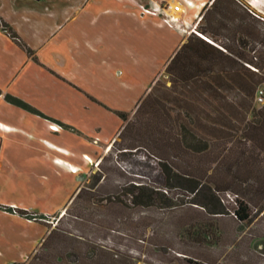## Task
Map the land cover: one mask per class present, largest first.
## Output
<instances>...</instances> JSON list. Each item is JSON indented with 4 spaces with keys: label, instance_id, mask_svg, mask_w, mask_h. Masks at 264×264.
Returning a JSON list of instances; mask_svg holds the SVG:
<instances>
[{
    "label": "crops",
    "instance_id": "obj_1",
    "mask_svg": "<svg viewBox=\"0 0 264 264\" xmlns=\"http://www.w3.org/2000/svg\"><path fill=\"white\" fill-rule=\"evenodd\" d=\"M155 3L169 7L159 16L140 13L139 6ZM252 8L242 0H0L1 18L34 53L0 27V206L62 211L51 204L50 176L58 187L76 181L98 158V147L108 148L126 125L117 112L131 120L153 86L157 99L141 118L170 121L167 102L179 107L180 121L210 124L231 120L228 107L249 105L247 119L262 133L254 137L264 150V101H258L264 30ZM168 14L178 17V27L162 21ZM161 79L167 81L157 86ZM159 88L168 93L164 100ZM6 94L45 117L8 102ZM50 122L63 128L51 130ZM27 168L30 202L13 194L14 173L24 176ZM28 221L0 209V264H17L32 252Z\"/></svg>",
    "mask_w": 264,
    "mask_h": 264
},
{
    "label": "rangeland",
    "instance_id": "obj_2",
    "mask_svg": "<svg viewBox=\"0 0 264 264\" xmlns=\"http://www.w3.org/2000/svg\"><path fill=\"white\" fill-rule=\"evenodd\" d=\"M242 1L253 2L259 30H264V0ZM259 43V52L264 51ZM165 81L161 79L157 86ZM260 86L264 91V82ZM156 92L163 100L168 94L160 88ZM164 104L173 116L170 121L165 122L164 117L154 121L151 116L141 121L132 116L128 130L115 138L113 146L100 145L98 158L90 160L91 165L80 170L76 181L66 188H59L57 182L54 185L57 177L50 176L51 204L64 208L36 222L28 219L34 248L17 264H108L111 252L121 257L117 264H264V150L259 138L256 140L262 133L249 132L250 119L232 118L234 127L222 128L226 133L219 139L194 130L198 137L211 139L205 150H184L176 140L181 133L180 119L185 116L178 113L176 104ZM58 127L56 131L63 128ZM134 146L137 148H128ZM163 164L177 174L198 179L205 188L194 195L170 187L175 182L163 171ZM26 171V176L14 173L18 190L13 194L30 202L34 200L29 192L32 181L29 168ZM64 178L59 179L60 184ZM138 184L163 192L172 206L161 207L162 200L150 206L134 205L127 190ZM64 188L66 197L61 194ZM81 188V197L71 203ZM239 207L247 211L244 221L235 215ZM220 208L224 213H212ZM48 225L56 226L57 233L42 246ZM100 247L105 254L96 250Z\"/></svg>",
    "mask_w": 264,
    "mask_h": 264
},
{
    "label": "trees",
    "instance_id": "obj_3",
    "mask_svg": "<svg viewBox=\"0 0 264 264\" xmlns=\"http://www.w3.org/2000/svg\"><path fill=\"white\" fill-rule=\"evenodd\" d=\"M0 27L6 30L7 35L21 49H23L29 56H33V54H34L33 50H31L20 39V37L1 18V16H0ZM258 78H259V84H260L261 79L263 80V76L259 74ZM170 80H171L172 84H174L176 82L173 78H171ZM154 92H155V87L153 86L151 88L150 93H148L146 95V97L144 98V100L142 101L140 106L137 108V110L133 114V117L136 118L135 120H137L138 118H141L140 115L143 114V109H146V112H150L149 110L152 109V104H153L152 100L154 99V97H153ZM244 93L247 96L250 95L249 91H246ZM4 97H5V100H7L8 102H10V103H12L18 107H21L25 110L32 112V113H35L37 115L45 117L42 113H40L39 111H37L36 109H34L33 107L29 106L28 104H26L25 102H23L22 100H20L16 97H13L9 94H6ZM150 103H151V105H150ZM148 106H149V110H148ZM241 107H242V109H241L242 111H240L238 108H235V107H231V108L228 107L227 111L229 112L230 117H232L234 119H236V118L238 119V117L240 116L241 120H243V121L246 120L247 114L249 112V105H242ZM182 108L185 111H187V109L185 107H182ZM239 112H241L242 115H239ZM117 114L124 121H127L126 125L120 131V133L118 135L119 137H121L123 135V133L126 130H128V127L131 126L130 124H131L132 120H129L130 114L121 113V112H117ZM146 119L141 118V121L142 120L148 121ZM230 121H231L230 119H228V120L225 119L223 121L222 120H213L210 122V124H202L200 122L193 121L192 126H190V124H187V122L181 120V122H179V130L181 133H180L179 139L176 140V143H178L180 146H182V148L184 150L187 149L188 151L200 152L202 150H205L208 147L209 142L211 141L210 138L219 139V137H220L219 135H223L226 133V132H222L223 131V130H221L222 128H224V130L225 129L229 130V129H232L234 127V124H232ZM217 125H219V126H217ZM219 127H221V128H219ZM256 128H254V129H256ZM195 129L198 131H200V130L204 131L205 133L203 132V134H205L206 136L207 135L210 136L209 140H205L206 138H201L200 136L198 137L196 134H194L193 132ZM248 130L250 132L251 127H248ZM151 138H148V139L150 140ZM247 139H249L251 141L250 137H248ZM170 141H173V139ZM174 141H175V139H174ZM115 143H116V141H114L112 143V146ZM154 144H155V142H154ZM128 148L129 149H135V148H137V146H134L133 148H130V147H128ZM162 169L168 175L169 179L173 180L175 182V186L170 185V187L183 188L186 191L193 193L194 195L200 194L202 192V190L205 188L204 183H202L198 179L196 180V179L190 177L189 174H185V175L177 174L176 172H173V170L166 164H163ZM82 191H83L82 188L78 190V192L76 193V195L72 199L71 203L75 202L79 197H81ZM127 193L132 196V203L134 205L150 206L153 203H155V201L162 200V203L160 202V206L162 205L161 207H171L172 206V205H170L171 202H169L168 198L166 197V195L163 192L153 191L151 188L145 186L144 184L132 185L131 188H129L127 190ZM202 206H204V204ZM0 209H3L5 211L11 212V213H15L21 217L32 220L34 222L38 221V219L46 218V216L43 214L38 216V214H35L33 212H29L27 210L18 209V208L0 206ZM67 211H68L67 208H65L64 212L66 213ZM65 213L60 218H58V222L65 215ZM212 213L222 214V213H224V209L220 208L217 210H213ZM235 215L238 218V220H241V221H244L248 218L247 211L241 207H239L238 209L235 210ZM54 217L57 218V215ZM47 228H49L50 230H49V233L47 234V236L44 238V240L42 242V246H45L48 242H50V240L54 237L55 233H57L56 232V226L52 227V226L48 225ZM96 250L99 252H103L105 254L104 248L100 247V248H97ZM107 254H109V253H106V255ZM120 258H118V254L111 252L109 255V259H108L111 262L108 264H117V262H120Z\"/></svg>",
    "mask_w": 264,
    "mask_h": 264
},
{
    "label": "built area",
    "instance_id": "obj_4",
    "mask_svg": "<svg viewBox=\"0 0 264 264\" xmlns=\"http://www.w3.org/2000/svg\"><path fill=\"white\" fill-rule=\"evenodd\" d=\"M180 5L181 3L179 2L177 5H175L172 10L174 12L179 11L180 10ZM169 6H167L168 8ZM167 8L163 9V5H161L160 3H155L153 4L152 7H146V6H139V11L142 15L144 14H148V15H154V16H159L161 15L162 11L167 10ZM162 21L173 27V26H179V19L177 16L172 15V14H168L166 16H163ZM195 33H197V35H199L200 37L204 38L205 40H207L208 42H212L209 38H207L205 35L201 34L198 31H195V29H192ZM258 101L259 102H263L264 101V91L263 90H259L258 92Z\"/></svg>",
    "mask_w": 264,
    "mask_h": 264
},
{
    "label": "bare ground",
    "instance_id": "obj_5",
    "mask_svg": "<svg viewBox=\"0 0 264 264\" xmlns=\"http://www.w3.org/2000/svg\"><path fill=\"white\" fill-rule=\"evenodd\" d=\"M58 125H56V124H53L52 126H50V129L51 130H54V131H56V130H58Z\"/></svg>",
    "mask_w": 264,
    "mask_h": 264
}]
</instances>
